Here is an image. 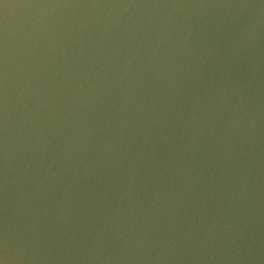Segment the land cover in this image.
<instances>
[{"label":"water","instance_id":"obj_1","mask_svg":"<svg viewBox=\"0 0 264 264\" xmlns=\"http://www.w3.org/2000/svg\"><path fill=\"white\" fill-rule=\"evenodd\" d=\"M0 259L264 264V0H0Z\"/></svg>","mask_w":264,"mask_h":264},{"label":"clouds","instance_id":"obj_2","mask_svg":"<svg viewBox=\"0 0 264 264\" xmlns=\"http://www.w3.org/2000/svg\"><path fill=\"white\" fill-rule=\"evenodd\" d=\"M0 264H6V259H0Z\"/></svg>","mask_w":264,"mask_h":264}]
</instances>
